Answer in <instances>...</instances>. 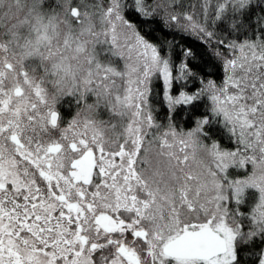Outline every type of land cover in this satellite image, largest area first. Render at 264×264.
<instances>
[{
    "label": "snow or ice",
    "instance_id": "obj_1",
    "mask_svg": "<svg viewBox=\"0 0 264 264\" xmlns=\"http://www.w3.org/2000/svg\"><path fill=\"white\" fill-rule=\"evenodd\" d=\"M0 264H264V0H0Z\"/></svg>",
    "mask_w": 264,
    "mask_h": 264
}]
</instances>
